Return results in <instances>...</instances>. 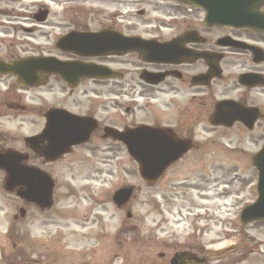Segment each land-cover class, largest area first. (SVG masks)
<instances>
[{"label": "flooded vegetation", "instance_id": "flooded-vegetation-1", "mask_svg": "<svg viewBox=\"0 0 264 264\" xmlns=\"http://www.w3.org/2000/svg\"><path fill=\"white\" fill-rule=\"evenodd\" d=\"M24 1L27 4L0 0L6 5L0 7V53L4 54L0 61L53 57L73 73L67 72L66 78L35 70L27 78L0 75L6 84L0 90V118L24 114L38 118L28 136L31 141L21 138L23 148L8 146L9 134L0 131V154L17 151L26 157L21 164L51 176L47 166L68 161L69 156L76 160L79 149L92 153L104 149L110 154L119 148L131 159L126 143L115 138L124 135V139L156 145L162 156L177 154L178 159L157 182L163 184L169 171L188 165L184 171L202 181L191 190H197L203 199L210 190L211 171H219L207 166L253 167L264 146V33L209 25L203 10L176 0L129 1L128 5H156L136 11L147 17L157 11L158 17H151L149 23L146 19L130 21L131 12L91 13L93 29L85 22L87 13L76 8L62 15L66 25L56 32L51 24L46 25L48 18L37 19V11L47 7L35 9L34 0ZM253 11L264 12V3ZM89 32L98 35L99 44L91 55L56 47L60 37ZM126 38L143 43L134 45L135 50L112 48V42L126 43ZM68 65L91 67L93 74L87 76V69ZM42 88H49L46 105L20 104L30 90ZM218 110L220 124L214 125L212 118ZM45 131L50 134L44 135ZM51 142L64 149L56 159L45 157ZM218 174L222 180L230 176L227 171ZM216 184L225 185L221 180ZM238 194L234 199H239Z\"/></svg>", "mask_w": 264, "mask_h": 264}, {"label": "rangeland", "instance_id": "rangeland-1", "mask_svg": "<svg viewBox=\"0 0 264 264\" xmlns=\"http://www.w3.org/2000/svg\"><path fill=\"white\" fill-rule=\"evenodd\" d=\"M129 1L133 0L33 2L35 9L40 5L49 8L46 25L51 24L56 32L66 25L62 15L76 8L87 13L88 20H81L90 29L94 27L91 13L97 11L131 12L130 21L139 23L158 17L157 11H151L149 17L136 13L154 9L155 4L128 5ZM3 55L0 53V58ZM5 87V80L0 79V90ZM48 92L49 88L30 90L20 104L46 105ZM36 119L27 114L0 118V131L10 137L7 145L23 148L21 138L32 133ZM114 149L110 154L104 149L95 153L79 149L74 154L76 160L69 156L68 161L47 166L56 183L52 207L39 211L26 206L25 217L18 220L13 216L25 205L4 190V173L0 171V264H165L174 251L191 247L208 249L211 257L207 264H264V222L242 225L238 221L239 212L253 197L247 189L255 182L252 166H207L219 171H211L210 190L203 199L197 190H191L202 181L184 171L188 165L169 171L163 184H149L141 179L137 164L125 151ZM223 171L230 174L229 181L235 179L232 184L221 179L218 173ZM218 180L225 185L216 184ZM124 185L134 186L136 192L126 208L119 209L111 196ZM237 193L238 200L234 199ZM161 253L166 258H160Z\"/></svg>", "mask_w": 264, "mask_h": 264}, {"label": "water", "instance_id": "water-1", "mask_svg": "<svg viewBox=\"0 0 264 264\" xmlns=\"http://www.w3.org/2000/svg\"><path fill=\"white\" fill-rule=\"evenodd\" d=\"M184 1L195 7L203 8L206 15V23L209 25L222 24L239 28H250L257 31L264 32V14L253 11L256 5L264 3V0H179ZM47 12L42 11L38 14V21H43ZM101 35V34H99ZM73 37L75 40L66 41ZM98 35L83 34L76 36H68L59 40L57 47L63 51H69L80 55H91L96 52L98 47ZM127 44V45H125ZM134 43L127 41L126 43L112 42V48L122 46L135 50ZM124 45V46H123ZM126 48V49H128ZM71 68L87 69L85 75L92 76L93 69L91 67H80L75 65H68ZM82 68V69H81ZM33 70L36 72L54 73L66 78V73H73L67 71L66 65L48 58H30L21 61L11 62L8 64L0 62V74L18 75L21 78H27L29 73ZM215 119H219L216 114ZM139 132V131H138ZM50 134L45 131L44 135ZM123 136H115L126 143L129 155L137 162L139 166L140 177L148 182L154 181L167 165L174 161L178 155L160 154V148L151 143L142 144L140 140L135 138L124 139ZM26 142L31 139H26ZM64 149L58 143H50L46 150V156L49 159H56ZM26 157L9 151L5 154H0V170L5 173L4 189L7 192H13L16 188V195L26 203L34 204L41 210L48 209L52 205V190L53 181L44 172L21 165ZM255 167L258 170L257 182V199L256 201L244 208L240 214L239 221L242 224L252 221L264 220V148L255 157ZM133 189L131 187H123L117 190L112 197L114 204L121 207L128 202L131 197ZM21 216L24 210H20ZM129 216V215H128ZM188 256V255H187ZM194 260L192 256L179 255L172 260V264H179Z\"/></svg>", "mask_w": 264, "mask_h": 264}]
</instances>
